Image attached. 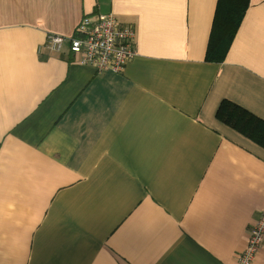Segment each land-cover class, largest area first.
I'll use <instances>...</instances> for the list:
<instances>
[{"label": "crops", "instance_id": "0c3cea01", "mask_svg": "<svg viewBox=\"0 0 264 264\" xmlns=\"http://www.w3.org/2000/svg\"><path fill=\"white\" fill-rule=\"evenodd\" d=\"M248 6L215 64L216 0H0V264H238L264 149L215 113L264 120V0ZM109 13L135 31L120 73L42 48Z\"/></svg>", "mask_w": 264, "mask_h": 264}, {"label": "built area", "instance_id": "2783aa9c", "mask_svg": "<svg viewBox=\"0 0 264 264\" xmlns=\"http://www.w3.org/2000/svg\"><path fill=\"white\" fill-rule=\"evenodd\" d=\"M43 49L50 54L69 53L78 65L97 72L120 73L135 57V31L120 23L113 14H100L92 20L83 17L71 36L47 35ZM264 241V206L251 225L245 249L237 254L238 264H252Z\"/></svg>", "mask_w": 264, "mask_h": 264}, {"label": "trees", "instance_id": "16d2710c", "mask_svg": "<svg viewBox=\"0 0 264 264\" xmlns=\"http://www.w3.org/2000/svg\"><path fill=\"white\" fill-rule=\"evenodd\" d=\"M250 0H216L215 13L211 25L210 35L205 52V61L220 64L224 62L238 31L242 18L248 9ZM215 118L264 149V120L258 119L245 109L229 101H221Z\"/></svg>", "mask_w": 264, "mask_h": 264}]
</instances>
